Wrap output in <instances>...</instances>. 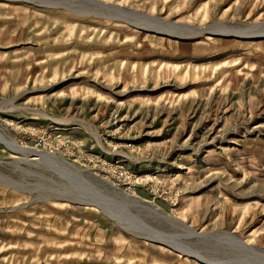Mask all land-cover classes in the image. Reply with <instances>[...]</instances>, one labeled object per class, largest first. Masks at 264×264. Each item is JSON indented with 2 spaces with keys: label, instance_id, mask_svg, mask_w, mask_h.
Here are the masks:
<instances>
[{
  "label": "rangeland",
  "instance_id": "rangeland-1",
  "mask_svg": "<svg viewBox=\"0 0 264 264\" xmlns=\"http://www.w3.org/2000/svg\"><path fill=\"white\" fill-rule=\"evenodd\" d=\"M263 31L264 0H0V132L67 161L0 142V264H264Z\"/></svg>",
  "mask_w": 264,
  "mask_h": 264
},
{
  "label": "bare ground",
  "instance_id": "bare-ground-1",
  "mask_svg": "<svg viewBox=\"0 0 264 264\" xmlns=\"http://www.w3.org/2000/svg\"><path fill=\"white\" fill-rule=\"evenodd\" d=\"M147 27V26H146ZM158 30H161V29H159V28H157ZM207 30H208V32L210 31V32H212V31H215V32H218V33H220V32H233V31H228V30H220V29H215V28H212V29H210V28H207ZM206 30V31H207ZM162 31V30H161ZM202 32L204 31V30H201ZM264 32V31H263ZM233 33H236V34H238V35H244V34H247V33H245V32H233ZM262 33V31L261 32H257V33H254V34H261ZM249 35V34H248ZM35 115H42V114H40V113H35ZM5 136H6V138L1 134V132H0V142L1 143H3L8 149H10L11 151H14V152H18V153H29V155H31L32 156V158H31V160H36V159H43V161L45 160V161H48V162H50L51 163V165H58V166H60L59 164H67V161H65L64 159H62V158H60V157H55V155L54 156H51V155H49L48 153H41V152H38V151H35V150H33V149H31V148H28V147H26V146H23V145H20V144H18L13 138H11V137H9V136H7L6 134H5ZM49 163V164H50ZM62 166V165H61ZM69 166V165H68ZM189 172V171H188ZM179 175V174H178ZM59 195H62V194H60V193H58ZM63 194H65V193H63ZM70 194V193H69ZM72 195V194H71ZM65 196H66V194H65ZM64 196V197H65ZM63 197V198H64ZM76 198H77V196H75ZM74 197V198H75ZM67 198V197H66ZM80 198H78L77 200H79ZM72 200V199H71ZM135 201V200H134ZM141 202V201H140ZM140 202H138V201H135V203H140ZM85 203H87V202H85ZM139 205H141V204H139ZM143 207H145V208H150V209H152V210H157L156 208H154V207H151V206H145V205H143ZM155 213V212H154ZM158 213V212H157ZM161 214V213H160ZM168 216V215H167ZM187 229L192 233L193 231H192V229H190L188 226H187ZM241 243V242H240ZM243 245H245V243H242ZM178 246V245H177ZM177 246H175V244H174V246L173 247H175L176 249H179L180 251H182V249H181V247H177ZM200 258V257H199ZM202 261H205V260H202Z\"/></svg>",
  "mask_w": 264,
  "mask_h": 264
},
{
  "label": "built area",
  "instance_id": "built-area-1",
  "mask_svg": "<svg viewBox=\"0 0 264 264\" xmlns=\"http://www.w3.org/2000/svg\"><path fill=\"white\" fill-rule=\"evenodd\" d=\"M30 127V126H29ZM29 127H27V128H29ZM31 129V128H30ZM37 144H39V143H37Z\"/></svg>",
  "mask_w": 264,
  "mask_h": 264
}]
</instances>
